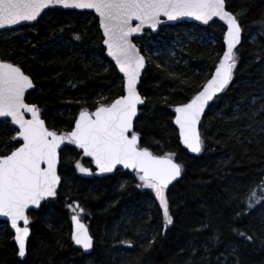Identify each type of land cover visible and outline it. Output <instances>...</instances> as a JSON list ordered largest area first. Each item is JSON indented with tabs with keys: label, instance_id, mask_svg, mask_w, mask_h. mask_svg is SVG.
Listing matches in <instances>:
<instances>
[{
	"label": "trees",
	"instance_id": "trees-1",
	"mask_svg": "<svg viewBox=\"0 0 264 264\" xmlns=\"http://www.w3.org/2000/svg\"><path fill=\"white\" fill-rule=\"evenodd\" d=\"M225 5L237 15L242 39L232 78L201 119L198 154L179 146L171 108L190 99L210 75L222 50V26L204 28L214 32L213 44L194 38L176 47L181 56L146 58L140 79L144 103L134 122L139 145L170 154L182 165L180 178L165 189L172 221L164 225L155 193L137 186L135 172L94 177L90 159L65 141L56 196L28 212L22 261L12 233L0 221V264H264V200L244 204L252 187L264 180V0H225ZM187 24L166 27L172 32ZM161 28L143 36L155 39ZM100 43L92 13L48 9L33 24L0 30V59L30 75L34 88L25 100L40 109L46 126L68 131L81 108L92 110L122 92L121 77ZM13 133L1 119L0 154L17 146ZM76 160L91 171H77ZM258 194L264 195V185ZM73 201L94 237L89 254L70 239Z\"/></svg>",
	"mask_w": 264,
	"mask_h": 264
},
{
	"label": "snow or ice",
	"instance_id": "snow-or-ice-1",
	"mask_svg": "<svg viewBox=\"0 0 264 264\" xmlns=\"http://www.w3.org/2000/svg\"><path fill=\"white\" fill-rule=\"evenodd\" d=\"M49 5L95 10L103 30V44L123 74V94L110 103H99L93 111L81 108L70 130L57 131L46 126L35 104L24 100L25 89L32 84L30 76L18 64L0 59V117L5 121L10 118L9 127L18 126L12 136L17 146L10 151L5 147L3 151L6 154H0V214L7 217L14 229L17 254L21 257L25 255L26 238L30 232L26 209L57 194L61 179L58 149L63 141H70L90 156L96 172H107L117 165L133 169L137 186L146 185L155 193L164 225L172 221L165 189L174 177L181 174L182 165L170 154L155 155L148 147L139 146V134L132 130L137 102L144 99L137 90V79L146 61L129 35L140 32L143 25L156 28L162 16L168 19L189 16L204 22L211 17H220L225 21L223 54L219 56L211 76L185 103L173 105V120L178 126L180 141L198 153L202 138L197 122L206 102L219 93L233 76V67L237 63L235 46L242 31L237 15L226 8L225 0H0V26L33 21ZM133 18L136 23H132ZM75 168L82 173L91 171L80 160L75 161ZM261 185H264V180L248 193V207L264 200V195L258 194ZM68 207L73 210L71 239L83 249H89L93 237L79 216L83 209L77 201ZM19 221H23V226ZM241 234L244 235L243 232ZM123 243L131 244L132 241Z\"/></svg>",
	"mask_w": 264,
	"mask_h": 264
},
{
	"label": "water",
	"instance_id": "water-1",
	"mask_svg": "<svg viewBox=\"0 0 264 264\" xmlns=\"http://www.w3.org/2000/svg\"><path fill=\"white\" fill-rule=\"evenodd\" d=\"M226 6V5H225ZM55 8H58V9H62V10H73V11H76V12H89V13H92L93 15H95L96 16V18H97V25H98V30H99V32H100V36H101V46H102V48H103V54H104V56L107 58V60H109L111 63H112V65L114 66V68H115V70H116V72H117V74L121 77V85H122V80H123V74L122 73H120L119 72V69L115 66V61L113 60V58L108 54V52H107V50H106V46L103 44V30L100 28V25H99V15L95 12V10H93V9H78V8H75V7H72V6H69V7H65V6H63V5H49V6H46V8L45 9H42L41 10V13L40 14H38V17L35 19V20H33V21H27V20H25V21H20V22H18L16 25H7V26H0V30H4V29H12V28H14V27H17V26H20V25H30V24H33V23H35L36 21H37V19L42 15V13L44 12V11H46V10H48V9H55ZM181 21H183V22H192V23H195V24H197V25H199V26H201V27H206L208 24H210L211 22H213V21H215V22H218L222 27H223V33H222V38H221V41H222V50H221V53H220V55H222L223 54V47H224V39H223V34H224V31L226 30V28H227V25H226V23H225V21H223L220 17H211L210 18V20L208 21V22H204V21H200V20H197L195 17H189V16H181V17H176L175 19H168V18H165V17H161V19H160V21L158 22V24H157V27L156 28H152L150 25H143L142 26V28H141V31L140 32H135V33H131L130 35H129V39L132 41V43L133 44H135L136 45V47H137V50L141 53V55H143V53H142V51H141V49H140V47L136 44V42L134 41V39L135 38H139V37H141L143 34H144V32L145 31H148V32H150V33H152V34H155L157 31H158V29H159V27L161 26V25H174V24H176V23H179V22H181ZM239 22V21H238ZM132 23H136V21H135V18H133V20H132ZM240 23V22H239ZM241 25V24H240ZM242 29V28H241ZM241 39H242V31H241V38H240V40H239V42H238V44H237V46H235V50L237 49V47L239 46V44H240V42H241ZM219 55V56H220ZM144 56V55H143ZM145 57V56H144ZM219 59V58H218ZM145 64L143 65V67L141 68V72H140V75L138 76V79H137V90H138V92H139V84H140V79H141V76H142V74H143V72H144V70H145V68H146V66H147V59H146V57H145ZM214 68H215V66H214ZM214 68H213V70H214ZM212 70V71H213ZM212 71H211V73H212ZM211 73H210V75L208 76V78L211 76ZM27 74V73H26ZM30 76V75H29ZM31 78V77H30ZM207 78V79H208ZM32 79V78H31ZM206 79V80H207ZM203 86V84L201 85V87ZM200 87V88H201ZM226 87V86H225ZM224 87V88H225ZM34 88V83H33V81H32V84L29 86V88H26L25 89V94H24V100H25V95L30 91V90H32ZM199 88V89H200ZM223 88V89H224ZM198 89V90H199ZM223 89H221V91L223 90ZM197 90V91H198ZM220 91V92H221ZM219 92V93H220ZM140 93V92H139ZM219 93H215L214 95H213V98L210 100V101H208V102H206V104H205V108L202 110V112H201V118H200V120L197 122V128H198V130H199V133H200V122H201V119H202V117H203V115L205 114V112L207 111V109H208V107L210 106V104L212 103V101H213V99H214V97L215 96H217ZM123 94V85H122V92H121V94L120 95H122ZM140 95H141V93H140ZM142 96V95H141ZM114 99V98H113ZM25 102L26 103H30V102H27L26 100H25ZM111 102V101H110ZM109 102V103H110ZM144 103V99L143 100H141V101H138L137 102V112H136V114L134 115V117H133V129L132 130H134V122H135V119H136V117H137V115H138V110H139V107L142 105ZM185 103V102H184ZM30 104H33V103H30ZM95 109V107L92 109V110H89V111H93ZM79 113V112H78ZM77 113V114H78ZM76 114V115H77ZM26 115H30V113H26ZM175 115V109H174V107L172 108V118H171V123H172V125H173V127L176 129V132H177V136H178V140H179V143H180V145L182 146V148L185 150V151H187L189 154H191V155H195V154H197L196 152H192L190 149H188L187 148V146L186 145H184L181 141H180V138H179V129H178V126L175 124V121L173 120V116ZM1 119H3V117H0V120ZM41 119H43L42 117H41ZM44 120V119H43ZM8 123L10 124V118H8ZM73 123H74V121H73ZM73 125V124H72ZM15 130H18V126H12ZM130 134V133H129ZM17 140H19L20 138H16ZM139 139H140V137H139V135H138V144H139ZM20 142H22V140H20ZM64 144H65V141H63L62 142V145H61V147L58 149V157H59V152H60V150L62 149V147L64 146ZM74 145V144H73ZM75 146V145H74ZM140 146V145H139ZM76 147V146H75ZM80 151H81V153H82V156L84 157V158H87V159H90V161H91V166H92V168H93V172H92V175L94 176V177H98V178H100V177H104V176H109V175H112L116 170H123V171H129V172H134L133 171V169H130V168H126L124 165H117V166H115L113 169H111L110 171H107V172H96L95 171V164H93L92 163V158L90 157V156H88L87 154H84L83 153V150L82 149H79ZM151 151V150H150ZM154 154V153H153ZM155 155H158V154H155ZM162 155V154H161ZM164 155V154H163ZM172 159H174L173 157H171ZM176 162H178L176 159H174ZM58 165H59V158H58ZM181 172H182V169H181ZM180 176H181V174L178 176V177H174L173 178V180L172 181H170L169 182V184L166 186V188L168 187V186H170L171 184H173V183H175L179 178H180ZM60 183H61V179H60V181L58 182V185H57V189H58V187L60 186ZM57 191V190H56ZM55 197V196H54ZM48 198H53V197H46L44 200H42L41 201V204L40 205H30V206H28V208L26 209V214L28 215V212L30 211V210H34V211H36V210H38L39 208H40V206L48 199ZM71 216H72V214L69 216V225H70V237H71V229H72V220H71ZM0 221H3V222H5L6 224H7V226H8V229L10 230V232L12 233V241H13V244H14V246H15V248H16V254L18 253V249H17V246H16V244H15V240H14V229H12V227H11V225H10V223L7 221V217H5L4 215H2V214H0ZM84 223H85V221L84 220H82ZM19 224H20V226H23V221H19L18 222ZM85 225L87 226V228H88V231H89V234L93 237V235H92V233H91V231H90V229H89V226L85 223ZM28 227H29V221H28ZM29 229H30V227H29ZM27 239H28V237L26 238V244H27ZM71 241H72V239H71ZM73 242V244H74V246L76 247V248H78V249H80L84 254H89L91 251H92V248H93V244H92V246L89 248V249H83L81 246H79V245H76L75 243H74V241H72ZM93 243H94V237H93ZM25 255H26V252H25ZM25 255L23 256V257H21V256H19L18 254H17V257H18V259L19 260H23L24 258H25Z\"/></svg>",
	"mask_w": 264,
	"mask_h": 264
},
{
	"label": "rangeland",
	"instance_id": "rangeland-1",
	"mask_svg": "<svg viewBox=\"0 0 264 264\" xmlns=\"http://www.w3.org/2000/svg\"><path fill=\"white\" fill-rule=\"evenodd\" d=\"M189 23L190 24L187 25H180L173 29L172 32H168L169 29L166 27L167 25H163V28H161L160 31L161 34L157 38L153 39L142 36L138 38L139 40L136 43L138 46H142L141 51L146 58L162 55H169L170 57L181 56V54H177L176 47L183 48V46L188 43V40L194 38H197L202 44L214 43L215 34L213 31H208L207 29H204L205 27L199 28L195 23ZM216 23L218 22L214 23L213 21V23H210L214 27V30H218ZM246 31L249 32L250 29L248 28Z\"/></svg>",
	"mask_w": 264,
	"mask_h": 264
},
{
	"label": "bare ground",
	"instance_id": "bare-ground-1",
	"mask_svg": "<svg viewBox=\"0 0 264 264\" xmlns=\"http://www.w3.org/2000/svg\"><path fill=\"white\" fill-rule=\"evenodd\" d=\"M222 28H223V27H222ZM213 68H214V67H213ZM212 70H213V69H212ZM205 81H206V80H205ZM205 81H204V82H205ZM204 82H203V83H204ZM203 83H202V84H203ZM202 84H201V85H202ZM200 87H201V86H200ZM174 105H175V104H174ZM172 108H173V106H172ZM172 108H171V109H172ZM177 141H178L179 146L182 148V146H181L180 143H179L178 136H177ZM182 149H183V148H182ZM186 153L189 154L187 151H186ZM198 153H199V152H198ZM198 153H197V154H198ZM154 154H155V153H154ZM189 155H191V154H189ZM195 155H196V154H195ZM122 171H123V170H122ZM244 204H245L246 207H248L246 201L244 202ZM72 214H73V213H72ZM70 215H71V214H70ZM70 215H69V216H70ZM69 216H68V222H69ZM80 218H81V217H80ZM81 219H82V218H81ZM82 220H84V219H82ZM84 221H85V220H84ZM85 223H86V221H85ZM86 224H87V223H86ZM87 225H88V224H87ZM69 227H70V225H69ZM89 229H90V228H89ZM90 231H91V230H90ZM69 235H70V233H69ZM70 239H71V237H70ZM71 242H72V241H71ZM72 244H73V242H72ZM93 244H94V243H93ZM73 245H74V244H73ZM74 247H75V246H74ZM77 249H78V248H77ZM79 250H80V249H79ZM80 251H81V250H80ZM81 252H82V251H81ZM82 253H83V252H82ZM83 254H84V253H83ZM16 258L18 259L17 254H16ZM18 260H19V259H18ZM19 261H22V260H19Z\"/></svg>",
	"mask_w": 264,
	"mask_h": 264
}]
</instances>
